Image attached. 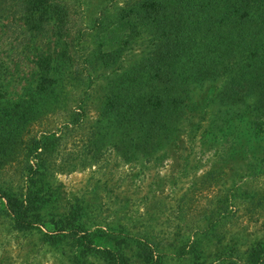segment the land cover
Segmentation results:
<instances>
[{
	"label": "rangeland",
	"instance_id": "1",
	"mask_svg": "<svg viewBox=\"0 0 264 264\" xmlns=\"http://www.w3.org/2000/svg\"><path fill=\"white\" fill-rule=\"evenodd\" d=\"M123 1L65 0L71 31L85 28L86 54L107 55L97 52L87 70L77 63L74 72L70 57L62 73L51 71L49 109L27 129L58 141L31 184L41 188L44 209L26 233L10 229L1 204V193L24 191V166L0 168V264H105L97 249L106 241L100 229L108 228L111 252L123 264H237L254 247L264 249V105L244 96L224 123L216 117L217 82L181 84L176 122L144 139L138 153L119 150V124L101 112L119 73L146 48L130 43L119 52ZM3 23L0 103H7L34 85L40 53L56 61L69 54L63 35L43 38L18 20ZM63 227L74 230L73 243H40L42 232Z\"/></svg>",
	"mask_w": 264,
	"mask_h": 264
},
{
	"label": "trees",
	"instance_id": "2",
	"mask_svg": "<svg viewBox=\"0 0 264 264\" xmlns=\"http://www.w3.org/2000/svg\"><path fill=\"white\" fill-rule=\"evenodd\" d=\"M123 2L119 21H123L125 35L119 52L130 43L142 49L145 42L146 48L131 66L119 73V88L107 97L101 112L103 119L119 124V150L138 153L136 150L144 139L176 122L182 113L177 92L181 84L217 82L215 95L222 104L216 117L224 123L232 117L230 105L244 96L252 98L253 106L264 105V0ZM69 13L65 0H0L1 24L18 20L33 35L43 38L47 33L59 38L63 35L69 54L56 61L50 54L40 53L34 62V85L26 96L0 103V168L20 161L25 170L22 193H1L2 214L10 229L19 233H26L38 224L44 200L41 188L31 184L38 175L43 155L58 141L50 134L31 136L27 129L49 109L56 81L51 78V71L62 73L65 66L62 62L70 57L74 72L77 63L87 70L97 52L103 58L107 55L100 51L92 52L91 57L86 54L81 43L85 28L71 31V25H67ZM94 134L100 136V129ZM105 230L100 229L106 235V241L97 249L100 259L105 264H123L120 254L118 258L111 252L113 248L108 243L113 230ZM73 231L63 227L42 232L39 241L56 245L64 239L72 242ZM119 236L127 235L119 230ZM139 246L146 247L141 242ZM237 264H264V249L254 247Z\"/></svg>",
	"mask_w": 264,
	"mask_h": 264
}]
</instances>
